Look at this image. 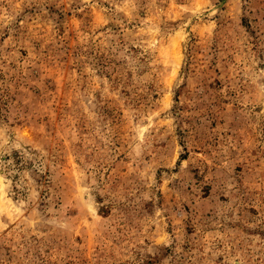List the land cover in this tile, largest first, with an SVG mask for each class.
Segmentation results:
<instances>
[{"label": "rangeland", "instance_id": "rangeland-1", "mask_svg": "<svg viewBox=\"0 0 264 264\" xmlns=\"http://www.w3.org/2000/svg\"><path fill=\"white\" fill-rule=\"evenodd\" d=\"M0 264H264V0H0Z\"/></svg>", "mask_w": 264, "mask_h": 264}, {"label": "bare ground", "instance_id": "bare-ground-1", "mask_svg": "<svg viewBox=\"0 0 264 264\" xmlns=\"http://www.w3.org/2000/svg\"><path fill=\"white\" fill-rule=\"evenodd\" d=\"M25 133L28 134L29 132L26 130Z\"/></svg>", "mask_w": 264, "mask_h": 264}]
</instances>
